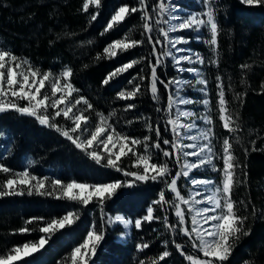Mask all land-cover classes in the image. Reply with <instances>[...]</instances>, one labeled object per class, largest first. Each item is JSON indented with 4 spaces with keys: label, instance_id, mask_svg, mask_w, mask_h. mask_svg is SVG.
<instances>
[{
    "label": "trees",
    "instance_id": "trees-1",
    "mask_svg": "<svg viewBox=\"0 0 264 264\" xmlns=\"http://www.w3.org/2000/svg\"><path fill=\"white\" fill-rule=\"evenodd\" d=\"M84 3L85 0H0V46L29 60L41 72L60 66L70 68L73 73L70 82L79 96L92 105L90 114L105 116L109 129L121 135L142 142L149 137L147 153L144 143L136 146L135 151L149 155L153 163L167 164L170 172L165 180L135 181L131 188L118 189L103 205L96 199L88 205L67 198L56 199L58 194L47 187L45 195L25 192L20 196L0 197V257L25 243L38 242L44 236L38 229L45 221L72 212L78 217L72 225L51 234L44 248L14 264H70L71 252L83 243L91 230L103 232L104 238L89 264H140V261L151 264L164 251L170 255L159 264H190L176 250V244L182 246L186 255L201 256L180 233L172 200L166 192L170 177H175L180 166L176 154L163 155L164 151L172 152L171 143L165 145L163 140L172 141L173 134L167 123L171 85L165 87L172 75L162 61L157 65L158 99L154 100L150 91L152 65L157 60L152 49L155 47L158 53L159 45L149 43L148 39H158L153 31H144L139 11L105 32L119 7L139 8V0H101L99 8L90 4L87 11L83 10ZM154 9V2L145 0V10L150 17ZM215 11L220 29L218 62L208 79L216 153L222 155L223 139L228 138L233 145L235 162L241 165L235 169L237 184L232 199L239 214L248 216L246 226L251 229L249 236L236 242L226 264H264V5L253 7L240 0H215ZM92 15H96L95 20L91 19ZM149 24H153L151 19ZM125 38L140 43L125 51L117 50L115 57L105 55L106 47ZM128 63H133V67L107 85L103 83L110 73ZM242 65L250 67L245 69ZM217 76L225 90L229 113L238 117L233 127L239 130L231 134L224 130L218 118ZM137 86L140 91L133 99L118 98L119 93L134 91ZM238 93L243 94L241 99H237ZM157 128L161 133L159 140L156 139ZM0 134L7 148L0 165L11 170L8 174L0 173V184L24 171L28 159L33 161L31 172L35 176L59 180L62 184L127 183L133 179L124 172H143L133 167L136 156L131 152L118 162L121 171L105 166V159L96 164L54 129L41 125L35 117L15 111L0 113ZM156 143L160 148L153 147ZM161 192L166 194L169 203H154ZM149 207L154 209L155 218L151 222L143 220ZM182 209L185 227L189 228L183 205ZM252 209L256 210L254 217ZM117 214L131 221L142 220L141 229L132 227L126 242L117 241L116 231L105 224L107 215ZM165 216L169 226H175V231L165 226ZM29 220L33 223H27ZM25 228L30 231H20ZM141 243L149 247L138 251L137 245Z\"/></svg>",
    "mask_w": 264,
    "mask_h": 264
},
{
    "label": "snow or ice",
    "instance_id": "snow-or-ice-1",
    "mask_svg": "<svg viewBox=\"0 0 264 264\" xmlns=\"http://www.w3.org/2000/svg\"><path fill=\"white\" fill-rule=\"evenodd\" d=\"M204 5L205 11L200 15H189L186 18H181L178 23L171 24L170 21H163L169 23L167 30L161 29L160 34L164 37V41L155 40L153 41L149 37V43L161 44L164 43L165 46L171 44L173 48L177 44H184L187 41L183 37H178L176 39H170L169 33L191 30L195 32H200L207 29L210 34V39L206 42L212 49L213 53L218 56L217 46H218V35L220 32L218 20L216 18L217 13L215 11V0H200ZM242 4L247 6H261L264 5V0H240ZM95 5L99 8L101 0H85L83 4V10L87 11L89 6ZM139 8L121 6L111 17L110 22L107 24L105 32L113 29L121 22H123L126 16L131 15L136 12H141V19L144 21L143 28L146 33H150L152 28L149 24L151 17L145 10V0H139ZM157 16H163L167 12V8L164 2H160L156 5ZM154 9V11L156 10ZM206 17V19H205ZM92 20L96 19V15H92ZM171 19H176L172 17ZM160 19L156 20V24H161ZM140 43L138 41L129 40L127 38L113 42L111 45L104 49V53L107 57L112 58L117 56L118 52L128 50L132 47L137 46ZM178 51H183L180 49ZM153 55L157 56L156 63L152 65L151 72V85L150 91L154 100L158 99V89H157V65L161 63L160 54L157 53L155 47L152 49ZM171 52L166 50L163 56H169ZM176 65H180L181 61L187 62L189 64L199 63L204 64V60L199 55H196L195 60L191 56L185 55L176 57L173 56ZM134 63V62H133ZM133 63L125 64L117 68L114 72L110 73L107 78L104 79L103 83L107 85L112 79H115L118 75L126 72L128 69L133 67ZM212 64H217V60H211ZM243 68L247 69L249 65H242ZM191 72L193 69H187ZM200 79L196 80V84L204 85L205 87L200 89L207 96V81L203 78L202 73L197 72ZM73 75L70 68H66L62 73L56 77L51 82V95L49 96L42 89L52 77L50 72H41L40 69L33 67L30 62L26 59H21L15 54L7 51L6 49L0 48V113L7 111H15L21 115H27L30 117H35V119L43 126L50 127L60 133L63 137L71 141L75 147L85 153L90 159H92L96 164H101L102 160L106 158L107 163L105 166L115 168L117 171H121L118 166V162L121 160L122 156L131 152L136 156V162L133 167L143 168V172H124L125 176H132L135 181L145 182L148 180L156 181L158 179L165 180L169 175V168L167 164H157L151 161V157L147 154L139 155L135 151L136 146L145 144V153H147V144L149 137L144 138V142L140 139L129 138L127 136L117 133L114 129L109 130L107 124V118L100 113H97L99 117V122L96 124L94 130L90 132L89 135L83 137L79 133L86 131L85 125L88 123V117L84 115L83 111L79 114L74 113V109L77 105H86V110L92 108V105L88 103L86 99L80 97L75 99L74 103L71 102V97L73 93L77 91L70 82V78ZM143 79V78H142ZM218 83L216 84L219 90L218 95V118L222 122L224 130L231 134L238 131V127H233L236 124L238 117H233L229 113L227 107L228 101L225 98V90L223 85L219 82L220 77L217 76ZM173 83L169 81L165 87H169ZM176 83H181L176 81ZM188 83V82H185ZM264 87V84H262ZM140 91L139 86L131 92H121L118 98L121 100H131ZM59 94V95H58ZM242 93L237 94V99H241ZM20 101H25L26 104L21 106ZM176 101L173 100L171 96L168 98L169 109L173 106ZM193 101L186 99H179V104H191ZM205 109L211 111L209 105L210 101L204 99L202 101ZM129 107H134L129 105ZM52 109V113H48V109ZM159 111V109H158ZM63 116L65 120H70L72 126L70 128H63L52 121H55L57 117ZM180 117H194V113L191 111L179 112L176 119L169 118L167 123L171 125V130L173 133L172 141L168 139L163 140V144L168 145L171 143L172 152L164 151L163 155L169 157L170 155L179 154L183 152L184 148L193 149L191 152H183L185 157L192 156L196 157V162H188L185 159L183 163L182 170L175 174L170 181L167 183L168 190L174 194L172 206L175 209V215L178 218L180 225L179 231L184 236L188 237L192 241V247L202 255L203 259L198 256L186 255L180 244H176V250L180 252L184 259L188 260L190 264H226L230 260V257L236 247V242L240 241L242 237H247L251 234V229L246 226L248 216H242L239 214V209L236 202L232 199V191L234 186H236V173L235 169L241 167L239 163H236V157L233 155L232 148L233 145L228 138L223 139L222 143V161L223 167L219 170L221 180L219 186L212 190L211 194L206 197L205 200H196L195 196L201 195L200 192H195L191 195V199H185L177 187V180L182 175L188 177L189 173L194 169H199L204 166H211L213 171H218L216 166L213 164V148L211 145V139L213 137V129L209 127L206 131L200 133V138L207 143L203 145H197L196 143L190 144H180L177 143L178 139L184 137V133L191 132L195 127L194 123L183 124L180 122ZM204 122L208 125L213 124V120L210 116L201 117ZM184 130V133L180 131ZM107 135L105 136V134ZM77 134V135H73ZM161 136L160 130L156 129V139L159 140ZM101 137H105L101 139ZM188 140L196 141V136L188 135L186 136ZM97 143L103 145V151L107 153V157L102 156L99 152L95 151V146ZM254 143V142H253ZM131 145V147H130ZM155 148H160V144L156 143L153 145ZM118 151H113L117 149ZM198 149V150H197ZM91 150V151H90ZM253 150H256L253 148ZM207 152V155H203ZM247 154V150H245ZM113 157H115L113 159ZM8 167L0 166V173L8 174L10 173ZM245 180L247 178V173H243ZM192 184L194 188L201 186H208L213 184L212 180H201L193 179ZM53 189H61V195L56 196V199L67 198L71 201L81 202L83 205H88L95 197L97 201L103 205L105 199H111L118 189L128 187H133L131 182L123 183H109L103 185H88L84 183L71 182L67 184H62L59 180L51 181ZM46 180L38 178L31 175L28 171L15 173L11 178H6L2 184H0V197L4 196H20L24 195L25 192L28 195H45L46 192ZM51 195L52 193H47ZM178 201V202H177ZM157 204H166L169 201L166 199V194L161 192L159 195V200L155 201ZM207 204L208 207H203L200 209H194L191 207L193 204ZM182 205H188V211L195 214L191 216L192 228L189 231L185 225V213L182 209ZM251 215L253 217L256 215V210L252 209ZM198 217L200 219H198ZM154 209L149 207L147 209V215L143 218L144 221L151 222L154 219ZM42 219V218H33ZM78 217L69 212L62 218L52 219L51 221H45L44 226L39 227V232L46 235L42 236L38 243H25L22 247H15L11 250V253L0 257V264H14L15 261L20 260L24 257L31 256L33 253L38 252L40 249L49 242L51 234L64 229L67 226L72 225ZM201 219L203 223H201ZM165 226L170 227L171 230L175 231V226H169L168 218H164ZM27 223H33V220L27 221ZM115 223L117 226L120 224L124 228L132 223L122 217L117 216L115 218ZM209 225L205 228L204 225ZM134 226L137 230L142 227V220L137 219L134 222ZM21 232L30 231L29 229H21ZM104 238L103 232H97L95 230L89 231L87 233L86 239L79 246L74 248L71 252L70 260L71 264H88V262L95 256L97 248L100 242ZM149 245L147 243H141L137 245L138 251H143L147 249ZM170 253L164 251L156 260H153L151 264H159L160 261L165 260ZM140 264H144V261H140ZM247 264V262H246Z\"/></svg>",
    "mask_w": 264,
    "mask_h": 264
},
{
    "label": "rangeland",
    "instance_id": "rangeland-1",
    "mask_svg": "<svg viewBox=\"0 0 264 264\" xmlns=\"http://www.w3.org/2000/svg\"><path fill=\"white\" fill-rule=\"evenodd\" d=\"M155 4H159L160 2H164L167 8V12L163 16H157V11L158 9L151 14V22L153 23L151 25L152 31L154 32V35L157 37L158 40L164 41V37L160 34V30L164 29L167 30L169 27V23L163 22V21H170L171 24H176L179 22L181 18H186L189 15H200L202 14L203 11L206 9L204 8V5L200 2V0H152ZM172 17H176V19H171ZM160 19L162 21L161 24L157 25L156 20ZM206 19V17H205ZM178 37H183L187 43L184 44H177L175 48L171 46V44H168L165 46L164 43L158 44L159 45V50L158 53L160 54L161 61L164 63L165 67L169 70L168 72L171 73L172 77L169 81H172L170 85V96L173 98L176 103L173 104L171 109H169L168 106V119H176L177 115L179 112H187L191 111L194 113V117H180V122L183 124H188V123H194L195 127L192 129L191 132L184 133L183 129H180L182 133H184V137L181 139L177 140V143L180 144H190V143H196L197 145H203L207 143V141H204L202 138H200V133L202 131H206L209 127L213 129V134H214V123L212 125H208L204 122V120L201 118L202 116H210L213 120V115L214 112L211 107V102H210V109L211 111L205 109L202 101L204 99H208L210 101V80L208 79L210 76L213 75L214 69L217 67V64H212L211 60L215 59L218 62V56L213 53L212 49L206 42L208 39H210V34L207 29H204L202 31L195 32L191 30H184V31H177V32H171L169 33V38L170 39H176ZM1 45V44H0ZM0 48H2L0 46ZM180 49H183V51H178ZM168 50L171 52V55L169 56H163V53ZM218 51V50H217ZM191 56L193 60H195L196 55H199L200 57L203 58L204 64H199V63H193L189 64L187 62L181 61L180 65L175 64V60L173 59V56L180 57V56ZM25 59V58H21ZM27 60V59H26ZM29 61V60H28ZM30 62V61H29ZM30 64L35 67L34 64L30 62ZM36 68V67H35ZM66 67L60 66L57 69L54 70H49L47 72H50L52 74L51 79L49 82L46 83L45 88L42 89L43 92L48 94L49 96L51 95V82L54 80L56 77H58L62 71H64ZM187 69H193V71L189 72ZM129 70V69H128ZM202 73L203 78L207 81V96H205L204 92L201 91L200 89L204 88V85H198L196 84V80L200 79L201 77L198 76L196 73ZM176 81H180L181 83H176ZM188 82V83H185ZM169 83V82H168ZM59 95V94H58ZM79 93L76 91L73 93V96L70 98L71 102L74 103L75 99H79ZM179 99H186V100H191L193 103L191 104H179ZM21 106H24L26 104L25 101H20ZM74 113L79 114V112L83 111L84 115L88 117V123L84 126L86 131L83 133H79L82 138L86 137L87 135L90 134L92 130H94L96 124L99 122V117L96 114H90V109L86 110V105L83 103L80 105H77L76 108L73 110ZM48 113H52V109H48ZM53 123L58 124L59 126L67 129L72 126V123L70 120H65L63 116L57 117L55 121H52ZM169 125V124H168ZM170 131L171 130V125H169ZM111 130V129H109ZM173 134V133H172ZM77 135V134H73ZM107 133L105 134V136ZM191 135V136H196L197 140L192 141L188 140L186 136ZM105 137H101L103 139ZM2 135L0 134V158L6 153L7 148L5 145L2 144ZM211 145L213 148V153H214V158H213V164L216 166L218 171H213L211 166H204L199 169H194L192 172L189 173L188 177L180 176L177 180V187L178 190L181 192V195L184 194L185 199H191L190 194H194L195 192H200L201 195L195 196L196 200H205L208 195L211 194L212 190H214L217 186H219L221 176L219 173V170L222 169L223 167V161H222V155H223V150H222V155L219 156L216 153V143H215V136L213 135L211 139ZM198 150V149H197ZM91 151V150H90ZM95 151L99 152L102 156L107 157V153L103 151V145L97 143L95 146ZM113 151H118L117 149H113ZM193 149H188L184 148L183 152H191ZM183 152L179 154V157H177L178 163H179V172L182 170L183 163L185 159L188 160V162H196L197 158L188 156L185 157L183 155ZM203 155H207V152H205ZM115 157H113L114 159ZM106 160V158H105ZM107 161V160H106ZM1 166V165H0ZM33 166V161L31 159H28L26 164H25V170L28 171L31 175H34L31 172ZM143 170V168H140ZM22 171V172H24ZM14 175V174H13ZM35 176V175H34ZM38 177V176H36ZM132 177V176H131ZM40 178V177H38ZM45 179V178H42ZM132 181H128L127 183L131 182L132 184L135 183L134 178L132 177ZM172 177H170L171 181ZM193 179H201V180H212L213 184H210L206 187L201 186L198 188H194L192 184ZM46 180V187L50 189L54 194L61 195V189H53L51 180L45 179ZM168 181V183H170ZM71 183V182H70ZM166 192L169 198L173 201V196L174 194L171 193L166 185ZM96 199L95 197L93 200ZM97 200V199H96ZM178 202V201H177ZM185 210L187 211V219L189 220V228H187L189 231L192 228V222H191V216L194 215L195 213L192 212L190 213L188 211V205H183ZM209 205L201 203V204H193L191 207L194 209H200L203 207H208ZM182 207V206H181ZM119 216L122 217L128 221H131L130 219L125 218L122 215H107L105 219V224L107 227H109L112 230L116 231L115 239L119 242H126L128 240V237L130 235V231L132 227L134 226L135 221H131L132 223L128 226V228H124L122 224L117 226L115 223V218ZM176 216V215H175ZM177 218V217H176ZM198 219H200L198 217ZM178 221V218H177ZM201 223H203L201 219ZM185 226V225H184ZM205 228H208L209 225L205 224ZM93 231V230H92ZM46 235V234H44ZM186 240L191 244L192 246V241L188 239V237L184 236ZM39 242V241H38ZM36 242V243H38ZM22 247V246H21ZM194 249V248H193ZM195 250V249H194ZM196 251V250H195ZM197 252V251H196ZM200 255V254H199ZM202 257V255H200ZM200 257V258H201ZM23 259V258H22ZM203 259V257L201 258ZM21 260V259H20ZM19 261V260H17ZM15 261V262H17ZM71 264V260H70ZM89 264V262H88Z\"/></svg>",
    "mask_w": 264,
    "mask_h": 264
}]
</instances>
